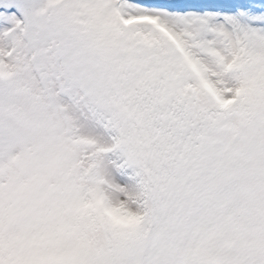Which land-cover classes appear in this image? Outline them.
I'll return each instance as SVG.
<instances>
[{
    "label": "snow or ice",
    "instance_id": "snow-or-ice-1",
    "mask_svg": "<svg viewBox=\"0 0 264 264\" xmlns=\"http://www.w3.org/2000/svg\"><path fill=\"white\" fill-rule=\"evenodd\" d=\"M213 143L264 148V0H0V214Z\"/></svg>",
    "mask_w": 264,
    "mask_h": 264
},
{
    "label": "clouds",
    "instance_id": "clouds-1",
    "mask_svg": "<svg viewBox=\"0 0 264 264\" xmlns=\"http://www.w3.org/2000/svg\"><path fill=\"white\" fill-rule=\"evenodd\" d=\"M115 224L55 192L0 214V264H264V148L213 143L136 155Z\"/></svg>",
    "mask_w": 264,
    "mask_h": 264
},
{
    "label": "rangeland",
    "instance_id": "rangeland-1",
    "mask_svg": "<svg viewBox=\"0 0 264 264\" xmlns=\"http://www.w3.org/2000/svg\"><path fill=\"white\" fill-rule=\"evenodd\" d=\"M115 179L120 182L121 184L122 183H125L127 182V180L129 179L128 175L127 174H124V173H117L115 175Z\"/></svg>",
    "mask_w": 264,
    "mask_h": 264
}]
</instances>
